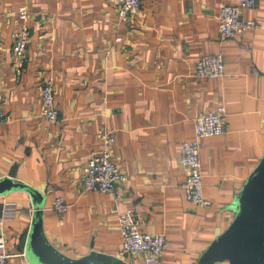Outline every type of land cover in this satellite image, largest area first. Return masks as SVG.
Segmentation results:
<instances>
[{"label": "crops", "instance_id": "0c3cea01", "mask_svg": "<svg viewBox=\"0 0 264 264\" xmlns=\"http://www.w3.org/2000/svg\"><path fill=\"white\" fill-rule=\"evenodd\" d=\"M237 1L142 0L123 20L117 0H0V180L40 192L45 234L62 255L196 264L231 223L264 154V0L243 10L257 25L222 41L219 9ZM22 5L29 8V45L18 66L11 52ZM216 52L225 74L195 75L197 60ZM46 81L55 86L57 122L44 115ZM218 104L227 108L226 130L202 140L206 202L195 203L185 194L181 144L193 136L195 116ZM107 130L116 134L112 158L126 175L115 193L83 183ZM59 195L69 203L63 213L53 208ZM35 202L27 189L0 191L7 264H34L27 245ZM128 206L142 230L165 234L154 261L123 248L118 212Z\"/></svg>", "mask_w": 264, "mask_h": 264}, {"label": "built area", "instance_id": "2783aa9c", "mask_svg": "<svg viewBox=\"0 0 264 264\" xmlns=\"http://www.w3.org/2000/svg\"><path fill=\"white\" fill-rule=\"evenodd\" d=\"M142 0H117V14L120 19H127L138 13ZM257 4V0H238L236 3L223 4L218 13L219 37L222 41H230L237 33H244L257 25L255 19L245 16L244 8ZM18 14L23 23L15 31L12 46V58L20 66L29 45V27L27 20L29 8L22 5ZM117 39H122L118 36ZM225 59L221 52L202 55L195 64L194 74L199 77H217L225 74ZM44 105V115L51 122L59 119V108L55 101V86L52 81H46L41 88ZM227 108L218 104L211 109L198 113L194 119V134L181 144L180 159L186 171L184 182L185 194L195 203H205L202 160L200 150L204 137L225 132V115ZM5 119V111L0 105V124ZM105 146L93 152L84 167L83 183L85 189H98L115 193L116 185L125 179L126 175L112 158V146L116 142V134L112 130L103 132ZM69 203L65 196L59 195L53 201V208L65 212ZM121 226L123 248L133 256L143 255L148 262L163 255L166 237L160 232H146L139 227L135 216V208L128 206L118 212ZM0 219V223H1ZM11 254L7 250L6 239L0 233V264H7Z\"/></svg>", "mask_w": 264, "mask_h": 264}, {"label": "water", "instance_id": "95a60500", "mask_svg": "<svg viewBox=\"0 0 264 264\" xmlns=\"http://www.w3.org/2000/svg\"><path fill=\"white\" fill-rule=\"evenodd\" d=\"M14 169L11 175H14ZM27 189L35 198L33 227L27 250L34 264H128L103 252L79 258L62 255L49 242L43 228V196L34 187L14 179H1L0 191ZM264 264V154L247 179L239 197V209L228 227L205 248L196 264Z\"/></svg>", "mask_w": 264, "mask_h": 264}]
</instances>
